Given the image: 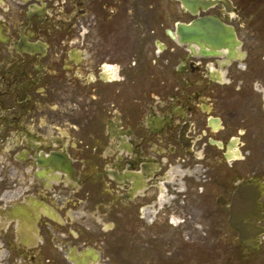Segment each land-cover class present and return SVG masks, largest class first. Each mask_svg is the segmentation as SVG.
Masks as SVG:
<instances>
[{
  "label": "flooded vegetation",
  "instance_id": "flooded-vegetation-1",
  "mask_svg": "<svg viewBox=\"0 0 264 264\" xmlns=\"http://www.w3.org/2000/svg\"><path fill=\"white\" fill-rule=\"evenodd\" d=\"M220 1L0 0V264H264V0Z\"/></svg>",
  "mask_w": 264,
  "mask_h": 264
},
{
  "label": "rangeland",
  "instance_id": "rangeland-1",
  "mask_svg": "<svg viewBox=\"0 0 264 264\" xmlns=\"http://www.w3.org/2000/svg\"><path fill=\"white\" fill-rule=\"evenodd\" d=\"M262 11L263 12L260 15L264 17V8ZM254 15L258 14L254 13ZM5 154L6 148H2V150L0 151V194L2 192H5L12 184L13 187H16L14 183H17V185H23V183H21L19 179H16V176H20V173H17V168L15 167L14 171L12 172L8 170V167H10V165H8L6 158L3 156ZM176 232V230H174L173 233L164 231L161 235L158 234L157 240L154 241L153 248H151L150 253L149 250H147V252H143L150 258H152L151 256L157 257L158 261L165 259L167 260V258L170 259V256L177 255V253L181 252V245L187 247L190 238H186V234L182 232H179V234ZM172 234L173 237L171 236ZM174 238H176L178 242L172 241ZM159 254H161V256H164L161 257L163 259L158 257Z\"/></svg>",
  "mask_w": 264,
  "mask_h": 264
},
{
  "label": "water",
  "instance_id": "water-1",
  "mask_svg": "<svg viewBox=\"0 0 264 264\" xmlns=\"http://www.w3.org/2000/svg\"><path fill=\"white\" fill-rule=\"evenodd\" d=\"M183 2L192 9L193 5L197 3L196 0H183ZM215 3L214 1H206L204 2L201 0L202 6L205 8H208L211 4ZM206 23V30L203 34L202 30V21L200 23L199 20H196L192 25L181 28V33L183 35V40H187L189 42H198L199 41V35H200V29H201V37H204V40L210 44L214 45L216 47H227V42L231 39H233L234 34L231 33L225 25L223 24H217L215 26V29L209 28V24L213 23L210 18L207 19ZM211 27H213L211 25Z\"/></svg>",
  "mask_w": 264,
  "mask_h": 264
}]
</instances>
